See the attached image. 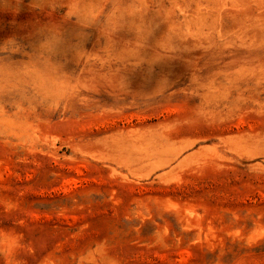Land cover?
<instances>
[{
  "label": "rangeland",
  "instance_id": "374dc122",
  "mask_svg": "<svg viewBox=\"0 0 264 264\" xmlns=\"http://www.w3.org/2000/svg\"><path fill=\"white\" fill-rule=\"evenodd\" d=\"M0 264H264V0H0Z\"/></svg>",
  "mask_w": 264,
  "mask_h": 264
}]
</instances>
